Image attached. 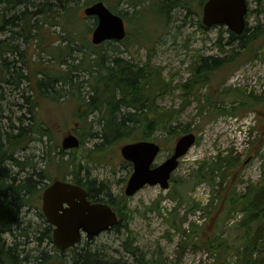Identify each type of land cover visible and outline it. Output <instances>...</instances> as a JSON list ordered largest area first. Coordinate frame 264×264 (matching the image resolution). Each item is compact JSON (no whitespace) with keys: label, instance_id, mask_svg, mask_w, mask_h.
Returning a JSON list of instances; mask_svg holds the SVG:
<instances>
[{"label":"rangeland","instance_id":"obj_1","mask_svg":"<svg viewBox=\"0 0 264 264\" xmlns=\"http://www.w3.org/2000/svg\"><path fill=\"white\" fill-rule=\"evenodd\" d=\"M20 1L21 4L11 8L0 0V61L6 67L8 66L11 72H15L12 77H17L16 71H19L20 67V70L27 71L29 74L33 69L37 77L43 78L44 72H39V69L45 68L52 74L63 73V69L80 63V58L84 55L83 51L87 49L78 43L60 37L63 32L61 25L55 22L57 17L50 20V23L40 20L44 15L41 9L45 1ZM155 1L112 0L115 10L124 13L123 19L128 33L126 43H118L122 50V57L134 60L135 63H142L150 56L151 62L160 67L162 75L171 82L173 88L182 84L181 82L190 75V70L195 67L194 60L199 55L219 57L225 53H231L230 49L233 45L231 47L224 46L223 53L214 43L218 33L222 36L221 41L226 42L228 33L225 25L207 27L206 31L199 29L198 20L202 19V8L198 7L195 1L190 5L193 13L189 18L185 17L186 9L181 8L171 9L169 17L166 18L159 14V12L162 13V8L159 1ZM68 2L69 5L77 7L81 18L79 28L88 24L93 25L94 17H85L82 11L86 0H68ZM53 3L52 7L56 9V2L53 1ZM247 5L249 16L247 23L253 28L264 21V10L259 15L260 17L256 16V10H260L261 7L264 9V0H247ZM135 10L138 12L128 18L135 13ZM13 15L17 16L14 23L3 21V18L5 20ZM29 15L31 18L27 23L28 33L22 16L28 18ZM36 20L38 21L35 25ZM53 20L54 23H52ZM30 35L32 36L30 37ZM67 44L69 47L65 46ZM8 45H11L13 50L7 49ZM56 45L66 48V53L61 57L60 62L55 59L56 51L58 52ZM259 46L261 49L257 57L243 60L229 69L231 71L225 72V75L228 74L229 77L224 80V83H222V79L211 80V84L201 88V93L208 94L211 90L218 93L222 90L223 85V88L232 85L246 87L248 92L252 91L258 98L252 110L247 112L240 110L237 117L220 116L212 112V109L202 115L199 113V102L192 100L191 103L185 104L178 87H175L172 93L169 91L163 94V97L158 100L162 109H178V115L173 122L178 132L175 137L167 135L165 131L152 135L150 139L158 142L161 146V152L155 158L154 164L161 163L171 153L177 136L184 133V129L193 131L197 136V141L179 160L177 169L172 172L173 180H169L168 189L162 190L159 185H144L129 199L127 198L126 209L129 218L120 221L121 225L118 230L103 231L97 234L94 239L88 240L89 242L86 244L81 241L78 244L79 247L86 245L89 250L99 252L100 256L106 259L123 260L127 264H137L138 253L145 255L144 257L149 260L161 257L167 264H214L217 256L204 247V238H210L217 232L219 238H226V241L230 243L239 242L236 240L239 231L235 229V225L241 218L242 212L238 210L228 213L226 195L223 191H215V197L211 202V194L214 189L220 190L225 185L220 186L217 183L212 188L213 186L208 182L197 183L193 176V170L197 168V161L200 159L211 160L219 153L223 156L231 152V156H237L239 160L244 161L243 164H238L234 170L229 172L232 177L235 175L231 187L236 182V192L244 191L249 183L257 184L264 180V42ZM92 52L89 57L94 59L95 54ZM109 53L111 50H107V54ZM27 63H30L29 67ZM87 76L88 71L81 67L78 70H73L74 81H79ZM85 84L83 83L82 91H86L88 88ZM60 86L59 81L55 82L50 92L53 91V88ZM67 86L65 85V88ZM31 90L32 87L30 88L26 80H21L19 86L11 81L1 83L2 125L8 128L10 125L17 127L21 123V118H28V103L23 95L30 94ZM226 104L229 105V101ZM74 111L75 106L69 101L52 103L44 100L41 102L37 114L52 131L51 141H47L46 138L30 140L26 147L18 149L17 158L20 161L30 160L35 163L37 170L46 171L49 179L40 185L48 184L52 179L64 178V176L66 179H71L58 170L56 166L58 159L54 158L56 155L53 151L50 150L48 154H45V151L48 144L52 148H57V146L61 148V138L69 130H73L75 133L77 131L79 135H84L85 142L75 151L66 152L64 159L73 161L81 157L79 161L81 164H86L87 176L90 179L96 180L97 183L103 181L114 195L124 194V185L130 176L132 165L124 160L119 148L129 140L112 145L104 154L85 163L86 150L92 149L94 143L100 141L97 138L88 137L89 122L84 123L83 120L77 119ZM13 129L16 131L15 128ZM93 129L101 130L98 124H95ZM38 167L40 168L38 169ZM86 171H83L80 176H86ZM26 173L27 170L21 175ZM44 188L31 197L34 202L33 206L26 205L21 208L19 217L20 226L27 227L29 230V242L23 246L24 250H28L33 255L44 250L46 256L51 258L54 254L60 253L53 247V242L47 239H37L38 235L46 228L43 222L45 218L38 214V211L41 212V195ZM169 192L176 196L169 195ZM224 195L225 197L222 198ZM185 214L186 218L184 219ZM181 220H183L182 223ZM179 225L182 231L175 230V227ZM183 231L191 233L192 238L185 236ZM2 237L6 238L8 242L13 241L8 233H3ZM126 244L136 247V253L131 252L133 256L127 251ZM199 244L200 247L197 246ZM229 251L230 248L228 249L230 254L228 259L232 262L235 257ZM63 256L65 260L69 261L68 250L64 251ZM52 261H54L53 264H56L55 256L52 257Z\"/></svg>","mask_w":264,"mask_h":264},{"label":"trees","instance_id":"obj_2","mask_svg":"<svg viewBox=\"0 0 264 264\" xmlns=\"http://www.w3.org/2000/svg\"><path fill=\"white\" fill-rule=\"evenodd\" d=\"M1 1L11 8L22 3L20 0ZM44 1V6L41 9L44 15L40 20L50 23V20L57 17L55 22L61 25L63 32L60 37L78 43L87 50L83 51L84 55L80 58V63L63 69V73L55 72L52 74L45 68L39 69V72H44L43 78L37 77L35 70L31 69V74H29L27 71L20 70L21 67L19 71H16L17 77L13 78L12 75L15 72H11L8 66L6 67L0 61V87L2 82L7 83L8 81L19 86L21 80L28 81V85L30 88L32 87L30 94L23 95L28 103L27 119L21 118V123L17 127L10 125L8 128L2 125L0 113V264H53L52 257L54 256L57 260L56 264L59 261L61 262L58 264H127L123 260L106 259L100 256L99 252L89 250L86 245L68 249L69 261L65 260L64 252L57 253L58 255L54 254L49 258L50 256L47 257L44 250L34 255L30 254L28 250H24L23 246L29 242V230L27 227L20 226L19 213L21 208L26 205L28 207L33 206L34 202L31 197H34L40 189L47 185V183L40 184L45 183L49 179V175L43 169L37 170L35 163L30 160L20 161L16 152L18 149L26 147L30 140L46 138L47 141H51L52 131L48 129L37 114L41 102L44 100L52 103L69 101L75 106L76 118L83 120L84 123L89 122L88 137L97 138L100 142L94 143L92 149L86 150L85 163L94 160L98 155L104 154L112 145L124 140L150 139L152 135L160 131H165L167 135L175 137L178 131L173 122L178 115V109L165 110L158 103L164 93L169 91L172 93L175 87L181 90L185 104L191 103L192 100L199 102V113L202 115L210 112V109L220 116H232L239 113L240 110L247 112L254 108L258 98L254 96L252 91L248 92L246 87L229 86L223 88L224 86H222V90L218 93L211 90L208 94L206 92L201 93V88L211 84V80L222 79L221 81L224 83V80L229 77L228 74L225 75V72L231 71L229 69H232L239 62L252 57L255 58L260 54L261 46L259 44L264 42V21L253 26V28L246 23L240 34L226 29L228 38L225 43L221 41L222 36L218 33L214 42L215 45L221 50L226 45L230 47L235 45L234 48L231 47V53H225L219 57L199 55L194 60L195 67L190 70V75L181 82L182 84L172 88L171 82L162 75L160 67L151 62L150 56L142 63H135L134 60L121 56L122 50L118 43H126L128 33L123 40H109L99 45H93L90 42L89 33L96 24L95 18L93 25L88 24L79 28L81 22L79 12L77 7L69 5L68 0H53L56 2V9L52 7L54 5L52 0ZM95 1L99 0H86L84 7ZM102 1L109 9L125 17L124 13L115 10L112 0ZM158 1L162 8V13L159 12V14L166 18L169 17L170 10L175 8L186 9L185 17L189 18L193 13L190 5L195 1L197 6L202 8V4L205 2V0H156L155 2ZM258 4L260 5V1ZM134 7L136 6L134 5ZM262 8L256 10L257 17H260L259 15L264 10ZM137 12L138 10H135L134 14L126 17L131 18ZM16 17L13 15L5 20L3 18V21L14 23ZM22 18L29 33L27 23H29L31 15L28 18L24 16ZM37 21H35V25ZM198 27L204 31L207 29L200 19L198 20ZM42 36L44 37V34ZM30 37L27 36V38ZM65 46L69 47V44ZM65 46L58 47L56 45L58 52L56 51L55 59L58 62L66 53ZM7 47V49L13 50L11 45ZM107 50H111V53L107 54ZM91 51L95 54L94 59L89 57ZM221 52L224 53V50ZM27 65L29 67L30 63ZM79 67L87 70L88 76L79 81H74L73 70H78ZM57 81L61 83V86L53 88V91L50 92ZM83 83L88 86L86 91H82ZM65 85H68L67 88ZM228 101L229 105L226 104ZM91 117H93L92 120H89ZM95 124L99 125L100 131L93 129ZM13 128L16 131H13ZM187 130L184 129L183 131ZM76 133L81 141V146L85 142L84 135H79L77 131ZM76 149H70L68 153ZM50 150L56 155L54 156L55 159H58L56 166L60 172H63V175L72 177L73 182L87 188L88 198L92 201L105 200L118 213L119 223L114 225V229L118 230L121 225L120 221L129 218L126 209V196L124 194L114 195L103 181L97 183L96 180L90 179L87 176L86 164H81L79 161L81 157L69 161L64 159L67 151L59 146L52 148L48 144L45 154H48ZM243 163L244 161L239 160L237 156H231V152L223 156L219 153L211 160L200 159L197 161V168L193 170V176L197 183L205 181L210 183L212 188L217 183L220 186L225 185L220 190L214 189L211 194V202L215 197V191H223L226 197L224 195L222 198L225 197L228 213L238 210L242 212L241 218L235 225V229L239 231L236 239L239 242L230 243L226 241V238L217 237V232L210 238L203 239L204 247L217 256L214 264H264V180L257 184L249 183L244 191L236 192V182L231 187L235 175L232 177L229 172L234 170L238 164ZM27 167L28 169H26ZM25 170L27 173L21 175ZM83 171H86V176L81 177L80 174ZM169 195L176 196L170 192ZM38 214L43 216L40 211ZM185 218L186 214L184 215ZM43 222L46 228L38 235L37 239H47L52 242V226L48 225L45 220ZM180 225L175 227V230L182 231ZM3 233H8L13 241L8 242L6 238L2 237ZM183 234L192 238L191 233L183 231ZM125 246L130 255L133 256L132 253H136V247H132L130 244ZM197 246L200 247V244ZM229 248V252L235 257L232 262L228 259V256L230 257ZM144 256L138 253L137 264H167L161 257L149 260Z\"/></svg>","mask_w":264,"mask_h":264},{"label":"water","instance_id":"obj_3","mask_svg":"<svg viewBox=\"0 0 264 264\" xmlns=\"http://www.w3.org/2000/svg\"><path fill=\"white\" fill-rule=\"evenodd\" d=\"M247 10L246 0H206L201 18L205 26L224 24L240 34L244 30ZM83 11L86 16L96 17L97 24L90 34L93 44L98 45L112 39L122 40L126 35L122 17L109 10L102 0L87 5ZM195 140L196 136L191 131L178 136L173 152L162 163L153 167V160L160 152L157 142L142 139L123 144L120 147L121 154L133 165L125 185V194L131 196L144 184H158L166 189L171 174L179 163L178 158L188 151ZM79 144L78 137L72 132L61 139L64 149L78 147ZM42 202V212L48 224L53 226L54 245L61 251L80 241L81 232L92 239L117 223V216L108 203L91 202L87 199L86 189L76 183L54 180L44 189Z\"/></svg>","mask_w":264,"mask_h":264},{"label":"flooded vegetation","instance_id":"obj_4","mask_svg":"<svg viewBox=\"0 0 264 264\" xmlns=\"http://www.w3.org/2000/svg\"><path fill=\"white\" fill-rule=\"evenodd\" d=\"M82 241H84V242H85V244H86V242H88V241H86V240H84V239H83Z\"/></svg>","mask_w":264,"mask_h":264}]
</instances>
